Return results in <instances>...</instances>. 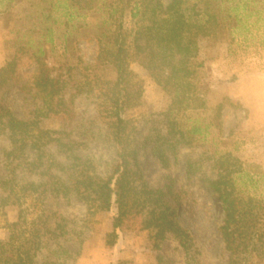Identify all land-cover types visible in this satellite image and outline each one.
I'll use <instances>...</instances> for the list:
<instances>
[{
    "label": "trees",
    "instance_id": "16d2710c",
    "mask_svg": "<svg viewBox=\"0 0 264 264\" xmlns=\"http://www.w3.org/2000/svg\"><path fill=\"white\" fill-rule=\"evenodd\" d=\"M43 1L46 11L38 4ZM256 2L31 0L37 7L32 24L17 33L14 54L0 67V91L19 84L23 100L33 106L19 117L0 99V135L9 143L3 151L7 175L0 176L1 202L20 205L9 236L0 239V264H76L79 252L66 246L74 234L72 220L47 210L31 219L21 206L26 197L43 203L49 197L71 196L92 215L116 206L107 245L116 244L124 223L134 219L148 231L157 264H171L160 254L168 239L182 249L185 264H203L192 231L179 219L172 190L149 183L140 155L150 146L168 167L170 154L204 147L213 129L222 132L228 100L209 106V90L200 78L203 64L197 59L204 43L224 40L231 28L242 31L256 12ZM81 40L96 41L93 63L83 60ZM132 60L170 97L167 109L145 118L144 136L139 120L125 117L127 110L141 106L144 96V85L130 68ZM23 67L31 70L25 73ZM81 93L96 97L95 120L103 122L105 141L116 149L106 175L94 158L84 155L87 143L73 130L41 125L45 118L77 121L74 97ZM182 113L189 116L182 120ZM187 165L188 173L201 178L221 203L218 231L227 264L264 263V172L218 150L203 149Z\"/></svg>",
    "mask_w": 264,
    "mask_h": 264
},
{
    "label": "rangeland",
    "instance_id": "374dc122",
    "mask_svg": "<svg viewBox=\"0 0 264 264\" xmlns=\"http://www.w3.org/2000/svg\"><path fill=\"white\" fill-rule=\"evenodd\" d=\"M18 1L21 0H0V67L13 56L17 33L32 24V15L37 8L35 3L31 4V0H23L17 5ZM256 1V7L264 9V0ZM38 4L46 11V1ZM257 8L242 31L231 28L224 40L204 43L197 59L198 63L203 64L199 71L200 78L209 90V106L214 107L222 100H228L222 114V132L213 129L203 141L204 147L198 146L194 150L182 148L177 156L170 154L168 167L162 165L150 146L145 147L140 155V164L149 183L172 190L179 219L192 231L202 250L203 264H227L218 231L222 206L216 194L201 178L188 173V158L197 156L203 149L231 152L264 172V11L260 13ZM256 20L258 22L253 24ZM245 34L249 36L248 39ZM80 50L84 61L94 62L98 53L95 40H81ZM130 68L135 72L136 79L144 85V96L141 106L127 110L125 117L137 118L144 136L147 132L145 118L167 109L170 97L139 62L132 60ZM23 70L28 73L31 69L23 67ZM19 86L12 85L1 90L0 99L9 102L13 112L23 117L33 106L23 100ZM74 102L79 111L77 121L45 118L41 125L45 128L73 130L78 139L87 143L84 155L94 158L100 172L106 175L116 158V149L105 141L106 128L103 122L95 120L96 97L81 93L75 95ZM206 112L209 116L212 113L210 109ZM187 116L188 113H182L179 117L184 120ZM8 144L7 137L0 135L1 177L7 175L3 151ZM1 198L0 189V239L3 240L9 236L10 224L18 219L20 205H3ZM21 206L31 219L47 210L58 211L72 220L71 230L74 234L69 237L66 246L79 252L76 264H157L148 231L142 229L137 220H127L119 230L118 242L111 246L106 244V234L114 230L115 205L109 211L94 215L76 196H71L70 200L49 197L43 203L34 197H26L21 199ZM160 254L171 264H185L183 251L174 239L164 241ZM39 262H42L41 258Z\"/></svg>",
    "mask_w": 264,
    "mask_h": 264
}]
</instances>
